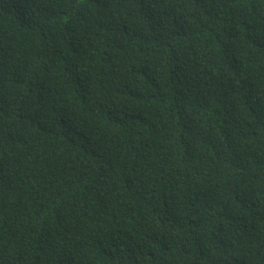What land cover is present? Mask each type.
I'll use <instances>...</instances> for the list:
<instances>
[{"label":"trees","instance_id":"16d2710c","mask_svg":"<svg viewBox=\"0 0 264 264\" xmlns=\"http://www.w3.org/2000/svg\"><path fill=\"white\" fill-rule=\"evenodd\" d=\"M0 264H264V0H0Z\"/></svg>","mask_w":264,"mask_h":264}]
</instances>
